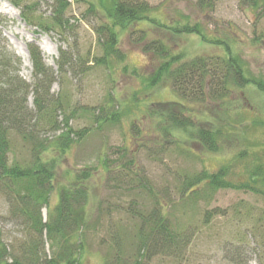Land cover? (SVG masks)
I'll return each mask as SVG.
<instances>
[{"label":"rangeland","instance_id":"374dc122","mask_svg":"<svg viewBox=\"0 0 264 264\" xmlns=\"http://www.w3.org/2000/svg\"><path fill=\"white\" fill-rule=\"evenodd\" d=\"M24 1L34 5L36 15L43 18L52 10V0ZM66 1L65 16L72 29L60 35L57 30L44 32L25 24L18 9L8 0H0V45L9 51L11 67L19 60L17 73L30 85V92L35 79L28 46L36 45L45 65L54 72L49 98L61 103L58 121L68 119L72 129L87 130L59 157L48 200L50 208L58 203L59 192L72 172L91 173L89 217L78 264H111L118 247L121 257L130 259L141 216L149 214L154 204L150 194L157 196L174 229L187 233V243L177 258L156 255L148 263L143 260L144 264H261L262 233L257 230L258 238L246 211L257 213L264 202L260 193L239 186L250 171H264V0H139L149 6L147 20L133 28L144 29V42L136 41L139 33L129 35V29L116 28L122 55L108 56L105 63L98 62L104 52L95 30L108 22L102 4L109 6V1ZM5 3L15 14L1 12ZM184 24L197 26L205 40L194 33L172 30ZM152 40L165 47L164 55L143 51ZM43 41L50 51L40 48ZM59 48L73 54L63 74L57 71ZM227 54L239 61L249 83L230 86L223 100L207 97L183 102L166 77L150 85L152 73L171 57L178 55L172 64L176 67L198 56L215 60ZM168 102L185 104L184 117L195 124L190 129H214L216 149L208 150L185 130L169 127L163 120ZM103 105L108 111L121 112L117 122L99 121L97 125L92 115H98ZM27 106L34 111L32 92ZM164 127L171 134L163 133ZM41 129L42 140L47 141L61 132ZM29 149L19 137L11 136L10 160L29 161ZM220 170H225L220 181L227 180L228 187L222 182L212 186L204 179L192 185L188 194L181 192L185 179ZM261 177L264 173L252 183L259 189L264 188L257 181ZM18 205L0 186V237L5 258L8 263L27 264L22 255L36 236L19 215ZM214 209L217 214L205 220L206 212ZM40 213L46 221V206ZM38 242L41 257L50 256L45 232Z\"/></svg>","mask_w":264,"mask_h":264},{"label":"trees","instance_id":"16d2710c","mask_svg":"<svg viewBox=\"0 0 264 264\" xmlns=\"http://www.w3.org/2000/svg\"><path fill=\"white\" fill-rule=\"evenodd\" d=\"M9 3L20 12V17L25 24L38 27L41 31L49 32L57 30L60 35H67L69 19L65 12L68 7L66 0H52V10L47 18L36 15L34 5L24 0H8ZM109 6L102 4V10L106 13V23L96 28L95 32L103 48L104 55L98 62L105 63L108 56L120 57L117 29H129V35L139 33L136 40L144 42L145 32L143 29H135L134 24L147 20L146 12L149 6L146 1L108 0ZM249 2V0H244ZM256 6V1H252ZM91 9V8H90ZM117 28V29H116ZM168 28V26H167ZM172 29V28H171ZM177 34H197L203 40L204 35L197 26L188 24L172 29ZM157 40L147 42L143 51L154 52V55H164L165 47ZM29 57L33 67L35 83L32 87L34 111L27 106V98L30 85L26 83L17 73L19 60L15 61V68L11 67L9 51L0 45V186H4L9 192V198L18 202V213L28 222L31 233L36 239L32 241L23 252V259L27 264H78V256L83 252L82 232L87 226L89 212L87 206L90 200L89 171L72 172L67 178L66 184L59 192L58 203L52 208L48 200L55 180V168L59 157L64 156L72 145L86 134V129L74 130L68 124V119L58 121L56 112L60 110L61 103L49 98L50 86L54 81V72L44 63L38 47L34 44L28 46ZM228 53V52H227ZM57 71L64 72L69 66L73 54L63 48L58 50ZM178 55L161 63L150 77V85H155L160 78L166 77L173 92L183 102L204 101L207 97L211 100H223L230 86L244 87L249 83L242 71L239 61L227 54L226 58L198 56L187 62L174 67L172 64ZM178 64V63H177ZM171 66V67H169ZM167 111L164 119L170 126L179 127L195 137L208 150H215L214 129L205 127L190 129L194 127L192 119L184 117L185 104L180 102L165 103ZM110 110L103 105L98 115H92L97 125L99 121L117 122L119 120L118 109ZM136 126V125H135ZM133 126V129L135 128ZM49 128L52 131H61L54 139L42 140V129ZM162 127H160L161 129ZM163 133L171 134L166 127ZM16 135L24 143L30 145L29 161L20 163L18 160H10L11 136ZM49 154H53L49 156ZM130 161L128 162V164ZM107 164L104 163V166ZM87 170V169H86ZM108 172V169H106ZM225 170L213 174H203L185 179L181 187L183 194L191 192L192 185L209 179L210 185L219 186L220 182L225 187L229 184L227 180H221ZM264 171L256 169L247 173L245 181L241 182L239 188L260 193L264 202V188L259 189L253 185L255 178ZM264 187V178L257 179ZM226 182V183H225ZM149 192L152 193L151 190ZM153 199V207L149 214L141 216V223L134 235L137 244L133 249L130 259L121 257L120 247L111 259V264H144L156 255H169L177 258L187 243V233L177 231L168 221L165 210L159 203L156 195L150 194ZM20 206V207H19ZM46 206L47 219L43 221L40 209ZM248 219L252 220L254 230L259 238V253L261 252V264H264V206L257 213L246 211ZM246 213L244 217L246 218ZM217 214V209L210 210L204 215L205 220ZM263 229V230H262ZM258 230V231H257ZM45 232L49 241L50 256L41 257L39 253L38 237ZM260 234V235H259ZM33 236V237H34ZM6 248L1 243L0 237V264H20L16 260L8 263L5 255Z\"/></svg>","mask_w":264,"mask_h":264},{"label":"bare ground","instance_id":"6f19581e","mask_svg":"<svg viewBox=\"0 0 264 264\" xmlns=\"http://www.w3.org/2000/svg\"><path fill=\"white\" fill-rule=\"evenodd\" d=\"M9 7H10V5L8 3H5V6H3V8H1V12L6 13V14H9V15L10 14L11 15L15 14L14 12H11V9ZM5 8H7L8 10H5ZM39 46L44 51H46V50H49L50 51V47L48 46V43L47 42H44L43 41V42H41L39 44ZM52 51L54 53V50H52Z\"/></svg>","mask_w":264,"mask_h":264}]
</instances>
